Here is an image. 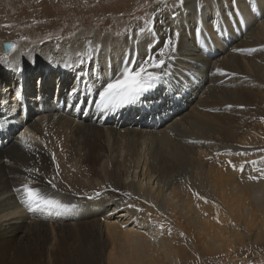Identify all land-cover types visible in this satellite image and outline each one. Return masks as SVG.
Here are the masks:
<instances>
[{"label":"bare ground","instance_id":"bare-ground-1","mask_svg":"<svg viewBox=\"0 0 264 264\" xmlns=\"http://www.w3.org/2000/svg\"><path fill=\"white\" fill-rule=\"evenodd\" d=\"M223 1L231 6L229 0L155 3L150 8L149 19L153 20L155 14V38L147 32L138 34L144 23H136L132 34L123 39L101 36V32L93 29H81L64 43L62 49L44 47L36 59L32 58L34 60L20 43L11 51H6L7 47L3 49L5 54L0 56V102L23 125L19 131H11L7 137L0 138L3 144L0 148V264H106L107 260L112 264H178L182 259L191 261L194 251L205 256L214 251L222 254L232 250L235 243L231 236L220 230L212 231L211 221L215 218L227 224L230 216H241L242 205L247 202L246 184L239 183L240 189L232 192L239 203L237 209L231 210L228 207L231 179L227 167L215 164L213 160L217 154L211 152L212 148L228 149L231 143L216 138L226 125L212 114L217 108L215 105L227 99L226 93H230L237 75L226 77L221 67L230 66L235 53L247 45L246 39L251 37L255 43H260L256 30L264 25L260 23L254 29L253 22L258 19L256 8L264 10V0H236L233 6L240 15L237 20L243 24L239 31L231 30L230 26L226 27V32L240 48H231L233 42L229 46L220 44L216 29L219 26L216 27L213 19L218 11L225 14ZM173 14L176 19L172 18ZM184 14L191 27L207 28L210 38V42L209 38L204 39L208 41L207 49L219 50L220 57L212 61L198 48L194 53L186 52L191 48L190 45L186 48L182 39V35L188 34L186 23L182 21ZM228 19L232 25L231 18ZM138 36L143 40L152 38L153 43L146 46V43H140L142 40ZM196 36L190 33L188 42L191 40L197 46ZM130 38L139 41V47L134 49L136 53L129 50L133 46ZM169 38L174 51L162 70V79L135 101L103 114L97 111V117L91 122L76 110H69V105L67 110L59 111L51 104L52 98L60 95L62 87L68 85L69 103H87L95 110L93 101L99 102V91L118 74L123 62L129 58L142 61L148 55H158ZM83 57L87 59L85 64L80 61ZM27 64L37 69L43 65L50 69L51 65L72 68L71 73L77 74L79 80L71 84L74 79L66 81L50 70L51 77L42 78L41 84L36 85L34 95L37 97L31 101L35 108L25 120L16 111L14 92L20 87L23 68ZM224 85L228 88L219 95ZM73 88L78 89L75 95L70 94ZM42 101L48 104L46 110L39 109ZM149 104L153 105L154 117L157 113L162 116L163 122L157 127L147 123L146 113L142 114L143 106ZM136 112L139 113L134 122L122 121L130 119ZM108 117L116 120L109 121ZM98 135L103 137L105 148L94 154L93 158H98L99 162L91 168L87 163L91 155L86 140ZM136 135L144 144L148 142L146 139L150 141L145 151L153 162L156 157L161 159V162H154L149 171L143 170L144 162L140 166V159H131L129 155L119 158L116 147L111 146L123 137L130 143ZM129 145L123 150L130 151ZM206 153L209 157H205ZM126 162H132V167L127 168ZM191 167L199 175L197 178H201L203 186L211 185L212 194L198 184L191 185L194 188L183 186V176L191 173ZM130 169L134 179L127 182ZM153 178L152 185H149ZM156 180L157 188L153 190ZM160 181H167L172 189L163 200ZM24 184L37 188L39 196L76 207L67 212L55 208L51 212L31 210L23 202ZM176 199L182 202L178 203ZM112 207H118L116 213L110 211ZM141 212L148 213L140 216ZM113 218L119 220L113 221ZM134 218L138 220L135 226L154 227L155 235H139L130 226L126 228L129 222L135 221ZM257 223H251L250 227ZM182 231L191 238L195 236L192 248L180 245V242H187ZM235 237L242 241L239 233Z\"/></svg>","mask_w":264,"mask_h":264},{"label":"rangeland","instance_id":"rangeland-1","mask_svg":"<svg viewBox=\"0 0 264 264\" xmlns=\"http://www.w3.org/2000/svg\"><path fill=\"white\" fill-rule=\"evenodd\" d=\"M161 1L170 4L179 0H0V56L5 54L2 43L9 41L13 42L14 45L20 43L26 48L25 50L29 57L32 55L30 59H36L44 47L62 49L64 43L81 29H93L101 32V36L110 35L112 38L123 39L132 34L136 23L149 21L151 6ZM262 3L260 2V4ZM223 4L226 6L225 14L223 15L218 11L219 14L217 13L213 21L216 23V27L219 26L216 29L218 30V34H220V44L229 46L232 45L229 43L234 40L227 35V28L232 26L231 30L239 31L240 25L243 23L239 21L240 15L237 8L233 7L236 5V0H229L231 6L225 4L224 1ZM253 5L255 6L256 4L254 3ZM257 8L260 9V7ZM257 8L255 12L258 14V19H254V29L260 23L264 25V10H258ZM258 11L260 12L258 13ZM228 18H231L232 25L229 24ZM186 19L188 18L184 14L182 21L186 23L188 34L182 35V39L184 46L187 48L190 45L191 48V51L186 50V52L194 53L195 48H198V51L200 49L202 52L205 51L204 54L200 52L206 57H211L212 61L220 57L222 54H220L219 50L214 52L207 49L208 41L204 40L209 38L207 28L198 25L191 27ZM220 27L223 29L220 30ZM224 29L225 31H223ZM192 32L193 35H197L196 44H199L197 46L191 40L188 42L190 33L192 34ZM224 34H226V37H224ZM242 35H240V38ZM256 35L260 39V43H255L254 38L251 37L246 39L245 43L247 45L241 47L238 50L239 53H235L230 66H226V68L221 67L222 74L225 73L226 77H230L231 75L235 77L234 75H237L234 78L235 84H231L230 93H226L228 95L227 99L223 101L217 99L216 102H219L215 105L217 108H215L214 114H212L214 117H217V120L224 122L226 125L225 128L219 130L216 138L225 139L231 143V146L225 150L218 148L211 149V152L215 151V154H217L216 159L213 161H215V164L226 166L229 178L231 179L228 187L230 193L228 207L231 210L237 209L239 203L234 199L232 192L240 189L239 183L246 184L244 193L247 195V202L242 205L241 216H230L227 224L215 218H212L211 221V230L214 232L220 230L225 232L226 235H230L235 245L229 253L219 254L217 251H214L211 255L200 256L197 251H194L193 254H195L191 261L182 259L178 264H264V27L256 30ZM138 38L142 40L140 43H146V46H148L149 42L153 43L154 40L152 38L143 40L139 36ZM131 39L129 42L133 46L129 50L131 53H136L139 41ZM231 48L240 47L238 44L236 45V42H233ZM80 61L85 64L87 59L83 57ZM220 61H223V59ZM55 85L53 86L54 89ZM226 88L228 86L224 85V88L219 91V95L226 92ZM219 104H222V106ZM138 137L136 135L135 139L131 140L130 143H128L129 139L123 137L122 140L111 144V146L116 147V153L119 158L123 159L125 155H129L131 159H140V166L144 162L143 170L149 171L151 170L150 167L154 166V162H161V159L160 157H156L153 162L152 158L147 156V152L145 151L148 149L150 141L146 139L148 142L144 144L143 140L137 139ZM87 140L86 145L91 155L87 163L93 168L99 162V159H94L93 156L105 148V142L101 135L90 137ZM127 144H130V151L123 150ZM31 157L39 160L36 156L31 155ZM205 157H209V154L206 153ZM211 162L207 163L211 164ZM126 165L127 168H130L133 163L126 162ZM242 165L243 169L241 170ZM168 167L166 166V168ZM191 168L193 170L187 175L188 177L183 176V186L192 188L198 184L202 186L205 192L212 194L211 185L204 184L203 186L201 178H197L199 175L197 176L194 173V168ZM129 174L127 182L134 179L131 176L132 169H130ZM235 178L237 180L232 181ZM153 180L154 178L148 184L152 185ZM153 185V190H155L157 188V180ZM159 185L163 189L161 193L163 197L161 199L163 200L167 195L171 194L172 189L170 184H167V181H160ZM118 190L122 191L123 189L118 188ZM153 190L152 192H154ZM179 200L176 199L175 201L181 203L182 201ZM189 203L194 204L190 201ZM164 205L165 203H163ZM255 205L257 206L254 207ZM117 208L112 207L110 211H115L114 213H116ZM161 208L163 209V207ZM147 213L141 212L140 216H146ZM114 220L118 221L119 219L113 218ZM134 220V222H129L126 228L130 226L134 231H138L139 235H143V233L150 236L155 235V231H153L154 227H137L135 225H137L136 221L138 220L137 218H134ZM256 222L258 223L255 227L251 228L250 224ZM50 231L53 234L52 227ZM236 233H239L241 242L236 239ZM182 234L183 237L187 236L184 231H182ZM259 235L262 236L258 238ZM185 239L187 242H180V245L192 248L193 242L196 241L195 236L192 235L191 238L188 235ZM106 255L108 257L109 251ZM106 264L112 263H109L107 260Z\"/></svg>","mask_w":264,"mask_h":264},{"label":"snow or ice","instance_id":"snow-or-ice-1","mask_svg":"<svg viewBox=\"0 0 264 264\" xmlns=\"http://www.w3.org/2000/svg\"><path fill=\"white\" fill-rule=\"evenodd\" d=\"M183 4L184 0H180ZM173 19H176V14H173ZM155 14L153 20L145 21L144 27L139 29V33L153 34L154 37ZM178 36L179 33H176ZM15 48V45H11ZM174 47L172 40L169 38L166 41V47H162L158 55H148L142 61H133L129 58L123 62L118 74L99 91V102L93 101L94 106L101 114L118 109L125 106L143 94L151 91L156 83L162 79L164 73L163 68L167 66L169 59L172 57ZM22 71V69H17ZM159 70V71H158ZM217 71H220L219 69ZM78 89L73 88L70 94L75 95ZM23 140V137H21ZM243 165L241 166V170ZM49 183H52L51 181ZM54 187V183L52 184ZM23 202L29 206L31 210H43L51 212L53 208L62 212H67L76 205L63 204L57 199L45 198L38 195V189L30 187L29 184L22 185Z\"/></svg>","mask_w":264,"mask_h":264},{"label":"water","instance_id":"water-1","mask_svg":"<svg viewBox=\"0 0 264 264\" xmlns=\"http://www.w3.org/2000/svg\"><path fill=\"white\" fill-rule=\"evenodd\" d=\"M11 45H14L12 42H9V41H5L3 43V49L5 50V48L7 47V50L6 51H11L13 47H11Z\"/></svg>","mask_w":264,"mask_h":264}]
</instances>
